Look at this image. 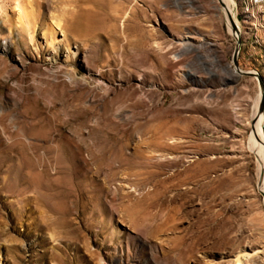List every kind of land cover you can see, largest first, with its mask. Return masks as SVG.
<instances>
[{
  "label": "rangeland",
  "instance_id": "rangeland-1",
  "mask_svg": "<svg viewBox=\"0 0 264 264\" xmlns=\"http://www.w3.org/2000/svg\"><path fill=\"white\" fill-rule=\"evenodd\" d=\"M234 1L264 84V6ZM229 27L220 0H0V264H264Z\"/></svg>",
  "mask_w": 264,
  "mask_h": 264
},
{
  "label": "bare ground",
  "instance_id": "bare-ground-1",
  "mask_svg": "<svg viewBox=\"0 0 264 264\" xmlns=\"http://www.w3.org/2000/svg\"><path fill=\"white\" fill-rule=\"evenodd\" d=\"M20 1L21 0H13V2L15 3L16 6H19V2ZM220 3L224 6V11L226 13V18H227V20H228V22L230 24V27H229L230 33H232L236 37V39L239 40L241 31L237 29L236 33L234 34L233 33V27H232L231 22H230L231 18L233 20V7L235 6V1L234 0H220ZM240 4L242 6V12L245 13V15L246 14L250 15V13H251V11L253 10L254 7L264 6V0H240ZM236 71H238L237 72L238 74H242L243 73L242 71H239L238 69ZM260 97H261V94H260ZM256 108H257V106H256ZM256 116H258V109L256 111ZM255 119H256V117H255ZM258 133L261 134V131L259 130ZM261 143L263 145L262 148H264V136L263 135H262ZM263 165H264V159H263ZM262 173H263V178H262L263 183H262L261 187H262V190L264 192V166H263V172Z\"/></svg>",
  "mask_w": 264,
  "mask_h": 264
},
{
  "label": "water",
  "instance_id": "water-1",
  "mask_svg": "<svg viewBox=\"0 0 264 264\" xmlns=\"http://www.w3.org/2000/svg\"><path fill=\"white\" fill-rule=\"evenodd\" d=\"M230 22H231V25L233 27V30L236 31L237 27L234 24L232 18L230 19ZM240 50H241V40H237V46H236L235 53H234V65H235L236 69H239L238 56L240 54ZM242 75L249 76V77H255L256 79L259 80L260 87H261V104L263 105V103H264V84H263L261 77L257 73H252V72H243Z\"/></svg>",
  "mask_w": 264,
  "mask_h": 264
}]
</instances>
